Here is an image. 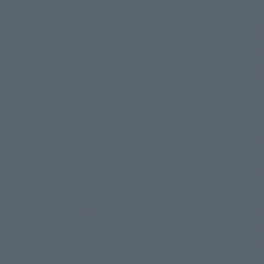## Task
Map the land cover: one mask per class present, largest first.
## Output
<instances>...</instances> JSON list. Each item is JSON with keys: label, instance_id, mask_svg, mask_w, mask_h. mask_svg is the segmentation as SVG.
I'll use <instances>...</instances> for the list:
<instances>
[{"label": "water", "instance_id": "water-1", "mask_svg": "<svg viewBox=\"0 0 264 264\" xmlns=\"http://www.w3.org/2000/svg\"><path fill=\"white\" fill-rule=\"evenodd\" d=\"M0 264H264V0H0Z\"/></svg>", "mask_w": 264, "mask_h": 264}]
</instances>
